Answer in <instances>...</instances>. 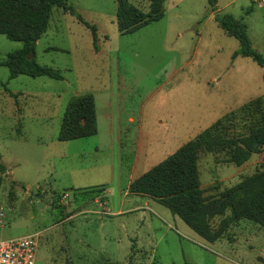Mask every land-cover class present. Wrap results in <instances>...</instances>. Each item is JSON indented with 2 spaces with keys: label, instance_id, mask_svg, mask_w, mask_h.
Listing matches in <instances>:
<instances>
[{
  "label": "rangeland",
  "instance_id": "1",
  "mask_svg": "<svg viewBox=\"0 0 264 264\" xmlns=\"http://www.w3.org/2000/svg\"><path fill=\"white\" fill-rule=\"evenodd\" d=\"M130 1L149 8L148 0ZM68 5L97 27V44L76 15L54 9L35 53L63 79H10L0 64L9 89L0 85V240L35 235L37 264H264L263 226L239 220L210 242L157 199L128 192L133 175L264 94L263 68L251 57L233 59L239 39L219 26L208 0H165L163 18L132 33L118 29L117 0ZM215 7L243 17L264 55V0ZM22 45L0 33V60ZM86 93L95 99L97 133L58 139L68 103ZM137 134L147 154L142 170L133 168ZM225 158L223 151L201 152L206 194L263 168L264 148L242 165ZM98 186L106 187V199L89 201Z\"/></svg>",
  "mask_w": 264,
  "mask_h": 264
},
{
  "label": "trees",
  "instance_id": "2",
  "mask_svg": "<svg viewBox=\"0 0 264 264\" xmlns=\"http://www.w3.org/2000/svg\"><path fill=\"white\" fill-rule=\"evenodd\" d=\"M148 1L149 8L145 10L130 0H117V26L121 33H132L163 18L165 0ZM208 2L212 9L216 8L217 0ZM55 8H63L76 15L91 28L94 43L97 44V27L68 5V0H0V33L23 43L22 47L0 60V64L9 68L10 79L19 74L64 78L59 70L38 62L35 53L37 41L47 31ZM215 18L223 30L239 39L240 46L233 53V59L238 56L251 57L264 70V55L253 46L244 18L220 12H216ZM0 85L9 90L1 80ZM97 131L93 94L74 97L64 113L58 139L67 141L94 135ZM263 148L264 94L225 113L164 160L135 178L129 189L133 194L157 199L202 238L215 242L226 236L231 226L239 220H248L264 227V167L217 194L209 195L201 186V152L223 151L226 162L242 165ZM0 169L5 170L1 156ZM101 264L120 263L105 260Z\"/></svg>",
  "mask_w": 264,
  "mask_h": 264
},
{
  "label": "built area",
  "instance_id": "3",
  "mask_svg": "<svg viewBox=\"0 0 264 264\" xmlns=\"http://www.w3.org/2000/svg\"><path fill=\"white\" fill-rule=\"evenodd\" d=\"M0 264H37L36 236L1 239Z\"/></svg>",
  "mask_w": 264,
  "mask_h": 264
},
{
  "label": "crops",
  "instance_id": "4",
  "mask_svg": "<svg viewBox=\"0 0 264 264\" xmlns=\"http://www.w3.org/2000/svg\"><path fill=\"white\" fill-rule=\"evenodd\" d=\"M221 1V3H223V5L224 6H229V5H232L236 0H218V3H217V5L219 4V2ZM221 5V4H220ZM219 7H217V8H215L214 9V11L215 12H213V14H216V12H217V10L219 11ZM215 16V15H214ZM213 88H215V85L214 86H212V88L211 89H213ZM129 120L130 121H133L134 120V118L133 117H129ZM216 121V120H215ZM142 141V146H140L139 148L138 147H136V145L134 146V142L135 141ZM134 142H133V147H134V156H135V159H134V163H133V168L136 170V169H140V166L142 165V164H144L145 163V157L147 156V154H146V152H145V154H144V145L145 144H143V135H141V134H137L136 136H135V139H134ZM140 170H142V169H140ZM142 173H140V174H138V175H136L137 177H139L140 175H141ZM137 177H135L134 175L132 176V178L133 179H129V183H128V192H130V193H132L131 191H130V184H131V182L135 179V178H137ZM95 188H100V192L98 193V195H94V197L93 196H90V198H88V200L90 201V200H96V198L97 197H101L102 199H106V187L105 186H98V187H95ZM89 195V194H88ZM137 195V194H136ZM148 197H150V196H148ZM81 202H85V200H82ZM87 202V201H86ZM118 212H121V210H119ZM37 233H39V232H37Z\"/></svg>",
  "mask_w": 264,
  "mask_h": 264
},
{
  "label": "water",
  "instance_id": "5",
  "mask_svg": "<svg viewBox=\"0 0 264 264\" xmlns=\"http://www.w3.org/2000/svg\"><path fill=\"white\" fill-rule=\"evenodd\" d=\"M46 203L43 201V200H39V206H43L45 205Z\"/></svg>",
  "mask_w": 264,
  "mask_h": 264
}]
</instances>
